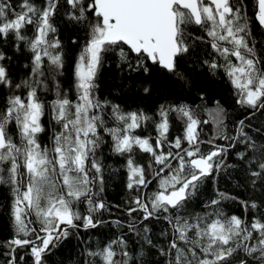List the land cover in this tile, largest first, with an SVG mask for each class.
<instances>
[{
	"label": "snow or ice",
	"instance_id": "snow-or-ice-1",
	"mask_svg": "<svg viewBox=\"0 0 264 264\" xmlns=\"http://www.w3.org/2000/svg\"><path fill=\"white\" fill-rule=\"evenodd\" d=\"M0 188V264H264V0H0Z\"/></svg>",
	"mask_w": 264,
	"mask_h": 264
},
{
	"label": "trees",
	"instance_id": "trees-1",
	"mask_svg": "<svg viewBox=\"0 0 264 264\" xmlns=\"http://www.w3.org/2000/svg\"><path fill=\"white\" fill-rule=\"evenodd\" d=\"M254 31H259L256 29L255 25ZM73 33L71 30H62L61 38L65 41L66 44H68L69 47H71L69 41L72 37ZM260 38L259 36L257 37ZM70 63V62H69ZM111 78L105 77L104 78V84L103 87H107L109 84H111ZM214 107V105H209V108ZM226 108H229V111L231 112V108L229 105H225ZM202 119L209 120V124L204 126V131L206 133L211 134L212 124H211V116L205 112L202 113ZM109 164H112L113 167H119V162L116 158L110 159L108 161ZM124 180L125 177L123 174H118L115 177L111 178L108 184L107 191L105 193L107 200L110 203L118 204L122 203L124 197H125V189H124ZM220 190L228 192L231 196L239 197V199H247L252 194L248 191H246L242 187H237L236 184L233 181H227L222 180L220 183ZM212 192V186L211 184L205 186V195H208ZM6 192L0 188V203L4 201ZM196 210L199 211V206H196ZM225 210L230 214H236L239 216L244 215L243 207L238 202H233L231 200L227 201L225 204ZM5 209L0 208V241H3L4 239L8 238L10 236V229L8 226V220L7 216L5 214ZM116 211L115 209L113 210ZM115 216L109 217V219H115ZM115 231V229H113ZM99 234L94 235L92 237V240L95 241L99 239ZM77 242L75 240L72 241L71 244L67 245L66 247H63L57 251V256L54 257L56 260H60L63 262V264H73V262L76 260L78 255V248L76 247Z\"/></svg>",
	"mask_w": 264,
	"mask_h": 264
}]
</instances>
